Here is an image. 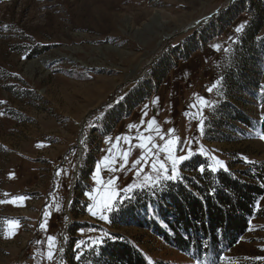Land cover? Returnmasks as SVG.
<instances>
[{"label":"rangeland","instance_id":"rangeland-1","mask_svg":"<svg viewBox=\"0 0 264 264\" xmlns=\"http://www.w3.org/2000/svg\"><path fill=\"white\" fill-rule=\"evenodd\" d=\"M228 2L0 0V101L5 102L0 103V112L4 113L0 116V201L25 197L17 205L0 203V264H59L68 226L76 224L84 225L80 228L83 233L77 229L72 234L78 241L119 233L135 244L149 264H197L189 254L173 248L143 226L130 223L115 227L87 211L92 201L85 192L97 189L93 193L97 202L109 194L110 189L95 184L92 176L109 147L106 137L111 135L113 139L116 131L101 137L91 125L99 117L97 112L148 74L151 63L198 25L227 8ZM244 3L255 4L264 17V0ZM211 13L214 14L209 17ZM199 20L206 22L183 30L186 24ZM247 20L248 15L241 14L211 40L212 49L214 44L221 46L219 57L230 47L229 37L235 39V28ZM261 33L264 34V25ZM36 51L40 52L29 55ZM210 65L212 62L201 68ZM197 74L205 88L208 81L199 69ZM261 82L264 86V72ZM184 111L177 123L181 141L195 137V150L202 145L209 157H217L226 166L231 163L242 169L245 164L220 151L235 152L240 159L247 158L264 167V140L259 139L264 132L229 143H205L197 124H189L195 114L185 115ZM250 113L259 119L264 116V102H252ZM139 152H132L129 167ZM186 152L187 145L177 155ZM85 155L88 159L94 155L95 161L91 173L82 171L83 178L77 182ZM134 171L102 175L105 179L120 176L117 186L123 187L132 181ZM74 198L77 208L73 213L70 208ZM56 205L60 210L55 217ZM46 208L51 213L47 231L42 229L38 236L35 229L39 219L44 220ZM258 208L261 214L250 220L247 231L234 246L224 248L217 264H264V259H255L264 257V195ZM8 221H16L18 226L11 228ZM93 228L95 231H91ZM48 235L55 236L57 243L52 261L46 259V245L36 243Z\"/></svg>","mask_w":264,"mask_h":264},{"label":"trees","instance_id":"trees-1","mask_svg":"<svg viewBox=\"0 0 264 264\" xmlns=\"http://www.w3.org/2000/svg\"><path fill=\"white\" fill-rule=\"evenodd\" d=\"M254 5L234 0L175 43L166 54L150 64L147 75L125 88L114 102L97 112L99 117L93 122L95 131L101 137L111 133L119 122L157 92L173 68L190 59L193 53L203 51L211 40L246 13L248 20L243 30L236 34V42L231 43L228 52L218 56L214 65L207 67L213 78L209 82L217 87L214 88V100L204 111L205 127L201 137L205 143H229L255 132H264V125L259 123L261 118L250 113L252 102H264L261 88L264 17ZM220 153L227 157L236 156V161L245 167L236 169L230 163L228 171L220 169L212 173L207 170L209 161L204 156L194 155L180 166L183 181L168 182L154 196L147 192L136 193L131 203L109 215V223L115 227L130 223L143 226L194 260L217 264L224 248L234 246L247 231L250 220L261 214L255 205L264 195V167L261 163H245L235 152ZM90 156L92 159L85 155L80 163L77 182L83 178V172L91 173L95 157ZM201 164L206 166L203 174L198 170ZM76 201L74 198L71 204L73 213L77 208ZM83 227L77 224L68 226L69 234L67 239L64 237L59 264H149L135 244L119 233L106 236L104 243L94 250L85 245L83 256L77 260V252L81 250L75 245L79 238L72 234Z\"/></svg>","mask_w":264,"mask_h":264},{"label":"snow or ice","instance_id":"snow-or-ice-1","mask_svg":"<svg viewBox=\"0 0 264 264\" xmlns=\"http://www.w3.org/2000/svg\"><path fill=\"white\" fill-rule=\"evenodd\" d=\"M243 28L244 24H240L235 28V32L240 33ZM229 40H232L233 43L236 42L232 37H229ZM212 47L214 50L219 51L221 46L220 44H214ZM224 51L228 52L229 49L225 48ZM22 59H27V57H22ZM215 87H217V85L213 84L208 91L211 92ZM261 88L262 94H264V86H261ZM198 100L200 105L206 106L209 103L204 97H198ZM0 103L5 102L0 101ZM152 103L153 105H158L159 97H156ZM189 108L198 109V105L194 102L189 105ZM147 109L148 104H145L138 124L133 123L128 125L129 133L135 129L134 135L121 134L115 137V141H113L110 136L105 139V143L110 146L106 150L105 156L97 162L92 179L95 184L100 185L102 188L107 186L110 189L109 194L105 199L97 202V197L93 195L97 189L94 188L85 192V196L92 201L87 205V211L92 216L98 217V219L102 221L110 222L109 215L115 211H119L126 203H131L138 192H147L154 196L157 190H162L168 182L175 183L183 181L184 177L180 174V166L194 155L204 156L205 159L209 161L207 164V170L209 172L216 173L220 169L228 171L226 164L215 156L209 157V154L204 151L202 145L195 151L193 150V143L198 144L195 137L191 139L186 138L181 141L180 137L175 135V129H169L167 133L163 132L156 116H152L151 119H146L148 116ZM199 111L202 114V108H200ZM2 115H4V113L0 112V116ZM185 115H188V113L186 112ZM259 123L264 125V116H261ZM91 127H96V125L93 124ZM204 127V120L201 118L198 125V131L201 135L204 133ZM259 139L264 140V133L260 134ZM158 140L162 143L158 142ZM81 143H83V141H81ZM125 145L127 147H125ZM185 145H187V152L183 155H177V151L184 152ZM137 148L140 150V155L131 162L129 167V157ZM117 150L119 151L117 152ZM162 155L163 158H161ZM244 162L255 163L248 161L247 158L244 159ZM126 169L135 171L132 181L123 187L117 186V181L120 180V176L111 175L105 179L102 175L103 172L117 173L123 172ZM198 170L203 174L206 170V166L201 164ZM59 174L58 171L57 175ZM24 200L25 197L20 196L13 197L11 200L0 201V203H12L17 205L18 202ZM255 207H259V201H257ZM56 210H60V205H56ZM50 215L51 213L46 208L44 220L40 224V228L44 229L45 232L47 231V219ZM7 223L11 228L18 226L16 221H8ZM91 231H95V229L93 228ZM80 232L83 233L84 230L80 229ZM12 235H15V232H13ZM107 235V233H104L96 238L89 237L86 241H77L75 248L81 251L77 252L76 259L80 260L81 256H83L84 253L82 249L85 245H87L89 250H94L104 243L105 236ZM6 238L11 237L9 236ZM36 243L46 245V259L52 261L57 248L56 237L48 235L45 240H38ZM202 247L206 249L207 245L202 244ZM60 251H63V249L61 248ZM33 259H35V256H33ZM255 259H264V257H256ZM197 264H201V261L197 260Z\"/></svg>","mask_w":264,"mask_h":264},{"label":"crops","instance_id":"crops-1","mask_svg":"<svg viewBox=\"0 0 264 264\" xmlns=\"http://www.w3.org/2000/svg\"><path fill=\"white\" fill-rule=\"evenodd\" d=\"M210 44L211 43H209L203 51L193 53L190 59L185 62H180L177 67L173 68L160 84L157 92L152 94L142 104H140L129 117L119 122V124L114 129L116 131L114 133L113 141H115V137L121 134H135V129L129 133L128 125L139 123L142 115V109L144 108L145 104H148V116L146 119H151L152 116H156L162 131L165 133H167L169 129H175V135L179 134V127H177V123L181 117L180 114L184 110H186L184 113L189 112L193 115L195 114L192 118L193 120H191L189 124H197L198 130L200 119L203 118L204 120V111L206 107H208L215 98L214 88L211 92L208 91V89L211 88L215 83H210L208 81V85L203 88V85L201 84L203 81L202 77H198L197 74V71L201 66L208 65L211 62L213 65L218 61V52L212 49ZM156 97H159V103L158 105H153L152 101ZM198 97H204L209 102L208 105H200ZM194 102L197 103L198 109L189 108V105ZM200 108H202V114L199 111ZM199 135H201L200 132ZM158 142L162 143L159 140ZM125 147L127 146L125 145ZM139 155L140 152L138 153V156ZM137 157H135V159ZM53 215L56 217L58 215V211L53 210ZM54 231L55 227L51 229V232Z\"/></svg>","mask_w":264,"mask_h":264},{"label":"built area","instance_id":"built-area-1","mask_svg":"<svg viewBox=\"0 0 264 264\" xmlns=\"http://www.w3.org/2000/svg\"><path fill=\"white\" fill-rule=\"evenodd\" d=\"M199 71L201 72V74H202V76H203V78L204 79H206L207 81H211L213 78H212V75H211V73L208 71V69L207 68H199ZM56 176V175H55ZM122 183H124V181H122ZM40 221H39V224H37V226H38V228H36L35 230H36V233H38V234H36V235H40L41 234V228H40V224L42 223V219H39Z\"/></svg>","mask_w":264,"mask_h":264},{"label":"water","instance_id":"water-1","mask_svg":"<svg viewBox=\"0 0 264 264\" xmlns=\"http://www.w3.org/2000/svg\"><path fill=\"white\" fill-rule=\"evenodd\" d=\"M231 1H232V0H229V2L227 3L226 6H229V4L231 3ZM213 14H214V13H211V14L209 15V17H211ZM201 22H206V21H205V20L195 21V22L193 23V25H191L190 27H189V26H185L183 30H187V29H189V28H191V27H193V26H195V25L200 24ZM84 120H85V118H84ZM82 128H83V124H81L80 133H81V131H82Z\"/></svg>","mask_w":264,"mask_h":264},{"label":"bare ground","instance_id":"bare-ground-1","mask_svg":"<svg viewBox=\"0 0 264 264\" xmlns=\"http://www.w3.org/2000/svg\"><path fill=\"white\" fill-rule=\"evenodd\" d=\"M193 23H194V22H190V23L186 24L185 26H189V27H190L191 25H193ZM167 36H168V35H167Z\"/></svg>","mask_w":264,"mask_h":264}]
</instances>
